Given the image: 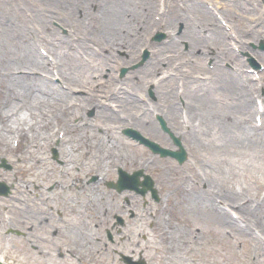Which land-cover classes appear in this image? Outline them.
Masks as SVG:
<instances>
[{"label":"bare ground","instance_id":"obj_1","mask_svg":"<svg viewBox=\"0 0 264 264\" xmlns=\"http://www.w3.org/2000/svg\"><path fill=\"white\" fill-rule=\"evenodd\" d=\"M69 1L71 0H66V2ZM72 1L73 9L78 8L80 5L84 9V13L81 12L82 9L80 11L81 16L78 17L68 13V8L64 9L65 12L57 10L55 14L57 17L63 14L60 23L68 24L71 27L73 31L71 35L73 37L72 44H66L67 42L71 43L72 38L62 37L61 39L53 29L48 27L45 19L46 13L44 17L41 15L39 18L42 34H34L36 38H33L31 44L16 43L12 45L8 39V29L3 28L0 31L1 99H7L17 94L21 97L20 101H11L6 110L0 111V153L9 154L19 150L22 153L24 164H28L30 167L34 166L35 169L38 167L46 168V170L51 169V165L47 163V160L39 159L37 150L31 148V145H35V143L38 148L44 147V143H48L56 135L58 128L54 125L50 126V122L46 118L47 113L54 114L56 118L64 120L73 111L78 112L76 110L79 109L81 103L90 101V103L102 107L98 111L99 118L107 128L109 126L116 128L131 125L137 127V129L139 128L144 133H151V136L157 133L155 138L164 140V145L168 143V139L158 132L156 122L151 117L152 111L162 113L164 123L172 131L179 130L182 124L189 123L191 128L189 132L185 133V136L194 147L195 152L199 154L197 161H202L205 158L209 159L208 162L216 160L222 167L226 168V171H230L228 173L230 177L234 169L232 164H228L225 158L220 157L219 153H217V157H212L211 152L217 146L223 148L225 145H234L237 149H241L248 148L251 145L250 142L253 139L248 140V138H251L253 130L257 127L246 121L248 117H251V110L254 109L252 87L254 83L249 84L252 77L240 70L242 64L237 62L233 54L227 56L221 51L217 53L220 50L219 47V50L216 51L217 55L215 54L216 59L224 58V60L230 62L232 68H234L233 72H229L222 67L219 68L218 63L220 66L223 63L216 60L217 69L213 70L215 77H205L204 80L196 82L193 79L196 78L197 71L206 70V68L198 67L201 66L199 61L196 66L187 64L186 60L179 57L181 51L178 47L180 40L188 39V48H192L191 54H195L194 57L197 60L201 58L202 53L208 51L205 48L208 42L210 45L215 43L220 45L223 47L222 51H224L231 43L224 39L226 29L223 30L219 27L215 17L213 19L208 10L199 8L200 6L198 7L192 3L189 6L181 5L178 8L183 12L178 14L175 27L178 23H183V18L190 14L191 19L197 18L199 23L207 26L208 32L205 37L198 34L193 23L188 20L187 22L184 20L187 25L186 30L184 29L181 32V37H177L172 25L173 13L168 15L166 12V0H162V3H160V0H92L98 6L96 13H90L88 6L91 0ZM218 4L227 13L232 10L231 3L228 0L219 1ZM49 6L51 5L47 7ZM239 9L238 12L232 13L230 17L236 25H244V22L248 23L251 17L248 12L253 9H247L246 3L244 5L240 4ZM48 11L50 12L48 15H50L54 10ZM239 20L242 21V24H239ZM156 29H164L169 36V41L162 47L153 46L154 51L151 50V59L145 63V66L136 69L132 73V77L138 78L140 83L128 79L124 86L115 84L111 80L112 70H116L120 65H128L131 60H134L142 47L147 45L146 37ZM23 31L25 35L21 36V40L27 38L24 36L33 33L32 30L26 31L24 29ZM231 37L240 43L243 42V38L232 35V33ZM37 42L46 47L48 53L54 56V60H56L54 69L62 77L61 81L63 83H61L66 91L57 92L55 88L50 87L51 85L45 87L37 77L14 73V67L16 66L19 69L23 68L26 73H30L32 68L46 71L43 68L46 62L45 57L43 58V55L41 56L39 53L36 46ZM56 43L58 44L56 45ZM52 47L55 48L52 50L50 49ZM168 47L172 54L165 55L161 53L164 48ZM247 48L242 43V50L245 51ZM119 51H123L124 55L118 56ZM17 53L20 54V57L17 56ZM159 58L161 62L165 61V66L160 68V70L164 68L162 76L155 79L152 74L159 68L157 67ZM259 59L264 61V54L260 55ZM137 73L140 74V77L137 76ZM104 74L106 80L101 78ZM165 76H168V78L163 81ZM146 81L154 83V93L157 99L155 103L148 101L144 92H142L144 85L147 84ZM74 86H85L88 89L86 96L72 95L70 92L74 90ZM177 90H181L186 95L183 109L175 101ZM44 92L49 97H44ZM29 97L35 100L29 102ZM102 97L114 99L115 105L119 106V109H115L117 110L116 114L106 109L107 104ZM141 98L143 99L142 102H138V99ZM36 103H39L40 108L43 109L39 110L31 106L36 105ZM52 103H54V107H57L56 109L50 106ZM76 103L80 105L75 106ZM262 108V117H264V105H262ZM65 130L67 133V129ZM251 131L252 133H250ZM109 132H115L114 134H116L115 130ZM255 132L258 131L255 130ZM77 134L82 137L81 145H73V137L72 140L66 137L64 141V143H70L67 146L69 147L68 150L62 149L65 162L73 159V148L75 146L78 150L86 148L93 137L92 135H94L90 133L87 137L81 131H78ZM243 134L247 137L246 141L240 139ZM261 135L264 137V134ZM40 139L44 140L40 142ZM15 140L17 145L13 147L12 142ZM125 144V146H128L126 149H129L125 152L119 150L123 147L122 144L118 146L113 141L108 145L101 146L108 166H113L115 163L122 164V158L135 157L131 153L130 144ZM259 151L260 155L264 157V150L261 148ZM142 161H145V157L138 158V162ZM229 177L222 180L218 178L219 185L218 182L214 181L212 182L214 184L208 185L206 191L192 189L185 200L188 203L207 207L206 215L209 212V215L217 221H226V215L211 203L214 192H220L225 195L226 201L232 202V206L229 207L232 217L233 215L238 216V212L236 213L232 208L233 206L238 207L237 201H233V199H235V195H241L242 191L233 187ZM70 206L73 208L76 205L71 203ZM239 217L238 220H240ZM258 222L261 227L260 230H264V221ZM238 226L240 225L237 224Z\"/></svg>","mask_w":264,"mask_h":264},{"label":"rangeland","instance_id":"obj_2","mask_svg":"<svg viewBox=\"0 0 264 264\" xmlns=\"http://www.w3.org/2000/svg\"><path fill=\"white\" fill-rule=\"evenodd\" d=\"M195 1L201 4L200 0ZM229 1L232 4L233 9L228 12L230 15L238 12L240 9H237L236 7H239L240 4L244 5L246 2V0H235L234 3L233 0ZM250 1V4L255 5V9L262 13L260 21H251L249 25L246 24V26L250 27V29H255L254 38L257 39L258 35H262L264 28V7L260 5L259 0ZM62 3H64V0H0V31L3 28L5 30L8 29V39L12 45L16 43H24L20 41L21 36L25 35V33H23V29L25 28L23 26L27 27V29H29L28 31L32 30L30 25L34 21L37 13L40 15L42 11H45L47 5L60 9L58 4ZM71 3H73V1H69V7L72 6ZM251 5H248V7L251 8ZM218 9L222 11L220 8ZM71 14L76 15L74 13ZM249 14L250 12H248V15ZM53 19H56V17ZM241 20H239V24H242ZM47 22L49 24V20ZM64 25H61L60 28H55V32L62 37H70L69 26ZM231 25H234V23L232 24L231 22ZM234 26L240 30L243 28V25L235 24ZM63 27H66L64 30L67 29L65 32H63ZM162 33L164 35V31L162 32L158 30L152 34L147 40L148 43L152 45L163 44L164 37H157V35ZM262 37L264 42V35ZM144 51L147 50L143 49V53ZM255 52L256 54L262 53L258 50ZM17 56L20 57V54L17 53ZM50 58L51 56L47 57L48 60H50ZM138 59V61H144L142 54ZM201 64L203 65L202 61ZM159 66H161V64H159ZM14 68L15 71H17V68ZM261 70H259L258 73L255 72L254 77L257 78L258 75H261ZM49 74H51V72ZM125 75L123 77H125ZM35 76L39 77L38 75ZM259 77V80L264 85V73ZM41 81L42 83L47 85L50 84L53 87L59 86L58 83H54L53 85L51 77L50 80L43 79V77H41ZM43 95L44 97L47 96L45 93ZM1 96L2 94L0 95V108L4 109L10 99L7 98V101L3 103L4 99H1ZM254 96L257 99L258 93L255 92ZM31 100L32 99L29 97V102ZM50 106L53 108L54 103ZM88 109H86V105H84V108H81L79 114H71L65 121V125H68L67 127H69V130L67 131L71 137H67L70 140H72V136L79 137L82 140V137L76 133L82 126L86 131L82 130L81 132H84L86 135L89 133V127L86 126V123L77 122V124L73 126L75 117H85ZM255 114L256 113L253 114V117ZM46 118H49V115H47ZM90 119L93 123V125H91V129H94V135L100 134V137L102 135L103 143L106 142L108 145V143L113 141L114 143H117L118 146L119 144H122L123 147L119 150L123 152H125V150H129L126 149L128 146H125V143L129 142V144H132L130 146L132 150L131 153H133L135 157L121 159L123 160V162L121 161L123 163L122 165H124L127 169L138 165V158L145 156V153L149 154L151 159L154 157L156 158L155 162L150 163L148 172L154 177V184H156L155 187L161 196V202L160 204L158 203V206L164 210L162 218H164L166 216L165 213L168 212L169 219H167V221L169 223L164 226L161 222L159 223V229L161 231L160 235H162L163 240H161L159 234L160 241L159 239H155L158 237L157 233L155 234L153 230L147 227L142 230L145 234H147V240L142 241L137 237H129L131 242H129L126 246V250L128 252L133 245L138 243V248H145L144 256L147 257L150 264H264V230L260 232V230H258L260 228L254 223L261 220L260 217H264V157L260 155L259 151L261 148L264 150V137H262L260 133H257L252 137L254 139L250 142L251 145L248 148L237 149L234 145H225L223 148L217 146L215 147V152H211L212 157H217V153H219L220 157L225 158L228 164H232L234 169L229 177L228 173L230 171H226V168L221 165V167H219L217 162H208L207 160L209 159L206 158L202 161H196L195 158L197 157V153L193 151L192 146L187 144V142L184 144L186 148L189 149L187 150L188 156L184 161H182V164H177L173 159L154 155L147 148L139 145L131 139H128L122 134V128L116 129V134H118L119 138L116 139V134H114L115 132H104L101 122L98 118L96 119V115ZM63 131L66 134V130L64 129ZM61 132L62 131H60L58 135H60ZM101 132H104V134ZM181 132L182 129L178 133ZM112 134H114V136H112ZM150 134L151 133L148 135L151 136ZM58 135L53 138L52 145L49 147L41 146L38 148L36 143L35 145H31L33 150H37V156L39 159L41 156L43 157L42 159H44V154L42 153L47 152V163H52V165H54L55 170L53 171L52 168L46 170V168L38 167L35 169L34 166L30 167L28 164H24L22 161V153L20 151L10 152L9 154L3 152L0 154V158H5L7 164L10 165V168L7 169L5 167H0V180L5 182L8 186H11L10 189H12L10 194L6 196L0 195V255L9 259L12 264H23L24 262L34 264L30 259L29 245L31 243H34L37 248L42 251V253H44L49 247L46 246L43 241H39V237H41L44 233L42 229H44L43 226L46 225L44 224L45 221H48L49 219V224H55L52 220L55 213L53 212L52 217L48 219L46 218L47 214H45L42 218L40 212L45 206L41 205L37 196L38 192H45L47 185L56 180L59 170H61V168L63 169L65 166L64 163L56 161L53 162V159L50 158V156L52 157L50 147H56V138H60ZM151 137L155 138V134ZM240 139H244L245 141L247 140L244 134ZM81 143L77 144V146L81 145ZM77 146L74 148L76 149ZM56 153L58 154V152ZM75 154H77V156L80 154L79 161L82 163L86 161L85 157H93L91 147L89 149L88 146L87 148L79 149V151L76 150ZM80 162H73L70 164L72 165L69 167L71 172H66L63 183V185H65L64 188H68L70 190L74 184L79 182L77 179L84 174L83 171L89 168L87 165L85 167ZM144 165L146 167V164ZM65 169H68L67 166H65ZM95 169H97L96 166L91 173H96ZM116 169L117 167L115 168L113 166L110 167L109 170L105 169V179H113L114 175H116ZM133 169L135 168H132L129 171H132ZM201 170H204L205 174H203L204 172ZM194 171H197L198 175H194ZM76 175L79 177L76 179L77 182L74 178ZM71 177L73 178V181ZM228 177L230 178L233 187L242 191L241 195H236V200L239 199L238 201L241 200V202L245 204L244 207H242L241 212H243L246 207L245 212H243L245 217L242 218V220H245L244 223L246 224L242 226L239 223L240 226H235V228L234 226L231 227V224L230 226H225L222 224V222H224L223 220L217 221V219L209 215V212L206 215V212L208 211V209L206 211L207 207L188 203V201L185 200L188 197L187 194L192 189L201 191L202 189H206L205 185L208 186L209 181L218 182L217 184L219 185L220 182L217 181L218 178L222 180L228 179ZM87 179H89V177L85 180ZM98 186L99 188L104 189L102 181L98 183ZM75 193V196H77V192ZM81 194L84 195L83 192ZM71 198L73 200L75 199V197ZM80 200L81 198L79 196V200L76 201L80 202ZM217 201L218 203H222V201L225 203L224 197L214 192V196L211 199V203L214 204V207L219 205ZM62 204L63 201L61 200L60 209L68 213V209L66 206H64L65 208L63 209ZM247 207H250V209L252 208L251 210L254 209V212L250 213V210L247 209ZM91 210L92 214L96 212L95 207L91 208ZM109 212L110 210L108 213ZM249 220H251V222H248ZM241 222L243 223V221ZM66 223H69L67 229L69 233L73 235L72 239L77 240L80 236L81 239L83 238L85 233L81 232V235L77 232L76 229H74L75 227L73 226L71 219L66 217ZM32 224L35 226H32ZM7 226L16 227L20 231L19 235L8 236L4 234V228ZM31 226L32 230L27 231L31 228ZM132 226L133 224L131 227ZM47 227L53 229L54 226ZM252 227H254L256 232H253ZM97 234L98 229H92L90 235L92 236ZM88 241L92 243V247L89 248H93L95 251L97 244L93 242L91 238H89ZM55 250L56 249L53 248L50 252L52 253ZM45 254H48V252H45ZM111 257H115V261L118 263V255H114L111 251H108L103 264L111 263ZM119 264L122 263L120 262Z\"/></svg>","mask_w":264,"mask_h":264}]
</instances>
